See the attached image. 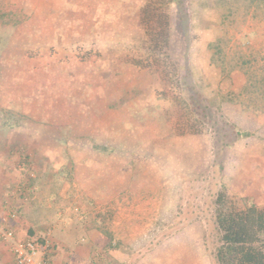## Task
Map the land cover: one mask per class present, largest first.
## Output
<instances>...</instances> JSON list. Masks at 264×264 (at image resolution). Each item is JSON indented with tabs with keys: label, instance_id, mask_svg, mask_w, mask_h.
Returning a JSON list of instances; mask_svg holds the SVG:
<instances>
[{
	"label": "rangeland",
	"instance_id": "1",
	"mask_svg": "<svg viewBox=\"0 0 264 264\" xmlns=\"http://www.w3.org/2000/svg\"><path fill=\"white\" fill-rule=\"evenodd\" d=\"M180 2L169 52L205 126L183 136L132 63L142 0H0V158L17 183L0 226L54 264H217L218 194L264 207V4ZM101 168L132 191L102 193Z\"/></svg>",
	"mask_w": 264,
	"mask_h": 264
},
{
	"label": "trees",
	"instance_id": "2",
	"mask_svg": "<svg viewBox=\"0 0 264 264\" xmlns=\"http://www.w3.org/2000/svg\"><path fill=\"white\" fill-rule=\"evenodd\" d=\"M248 1L264 4V0ZM172 3L182 5L180 0H142L139 21L144 35V56L132 63L157 76V96L173 130L182 136L200 134L205 130L204 122L195 109L194 99L182 91L176 64L169 52ZM218 47L209 45L215 55ZM173 89L179 90V94L173 95ZM216 205L220 244L217 264H264V207L228 206L224 192L218 194Z\"/></svg>",
	"mask_w": 264,
	"mask_h": 264
},
{
	"label": "crops",
	"instance_id": "3",
	"mask_svg": "<svg viewBox=\"0 0 264 264\" xmlns=\"http://www.w3.org/2000/svg\"><path fill=\"white\" fill-rule=\"evenodd\" d=\"M116 134H118V132ZM5 161H6V159L0 158V222H3V220L5 221V218L7 216V213H6L7 207L4 204L6 201V198H7V200H12L10 197L11 192H13V190H15L16 184H17V183H15V180H14L15 176H16V174H14V170L11 169V171H10V169H8V168L6 169ZM93 172H96V169L95 170L92 169V166H90V169L86 170V174L88 173V175H89V173H93ZM113 175L116 177V179L113 181L109 180L108 179L109 175L107 174V170L106 169L102 170V168L100 169L98 176L101 177L100 182L103 185V189H101L102 193L107 192L108 188H110L109 191L116 193V197L119 198V196L122 193L132 191L131 190L132 186H130L131 184H129L128 179L124 178V177H130L128 172L126 174L127 176H125L124 173H120V172L118 173V171L117 172L115 171L113 173ZM89 191H92L91 183H90V190ZM86 192H87V190H86ZM17 234L19 237H22V238L25 237V232L22 231L21 229H17ZM4 245L0 243V264H14V257L11 254V251L9 250L10 248L8 249Z\"/></svg>",
	"mask_w": 264,
	"mask_h": 264
},
{
	"label": "built area",
	"instance_id": "4",
	"mask_svg": "<svg viewBox=\"0 0 264 264\" xmlns=\"http://www.w3.org/2000/svg\"><path fill=\"white\" fill-rule=\"evenodd\" d=\"M0 239L10 243L15 264H54L51 260L52 247L49 244L40 246L36 240H14L12 233L0 226Z\"/></svg>",
	"mask_w": 264,
	"mask_h": 264
}]
</instances>
